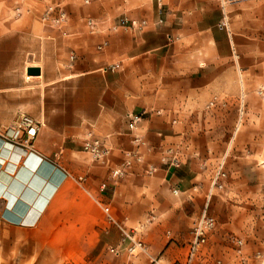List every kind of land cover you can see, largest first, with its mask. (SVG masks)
Wrapping results in <instances>:
<instances>
[{
    "label": "crops",
    "instance_id": "0c3cea01",
    "mask_svg": "<svg viewBox=\"0 0 264 264\" xmlns=\"http://www.w3.org/2000/svg\"><path fill=\"white\" fill-rule=\"evenodd\" d=\"M49 6L66 12L63 31L42 21ZM122 16L146 24L106 30ZM88 18L102 23L98 31ZM263 25L264 0H0V129L21 111L41 121L33 149L61 172L34 224L8 220L13 206L0 198L3 219L51 240L59 264L183 261L209 195L213 216L227 206L228 225L242 217L251 226L252 194L264 185V102L255 93L264 85ZM144 110L131 132L128 114ZM90 132L109 150L102 160L83 150ZM128 160L125 175L110 179ZM221 165L224 192L214 186ZM101 205L143 236L145 251L110 252L120 232Z\"/></svg>",
    "mask_w": 264,
    "mask_h": 264
},
{
    "label": "rangeland",
    "instance_id": "374dc122",
    "mask_svg": "<svg viewBox=\"0 0 264 264\" xmlns=\"http://www.w3.org/2000/svg\"><path fill=\"white\" fill-rule=\"evenodd\" d=\"M15 1L22 2L21 0ZM106 21L108 24L106 30L112 31L108 29V26L109 21L114 20L110 19ZM97 23L99 24L98 27L100 25L102 26V23ZM262 31V34H264V25ZM255 93L264 102V85H260ZM216 101H212L213 105L209 103L208 107H215ZM238 108L242 111L243 105L238 106ZM20 113L28 115L24 111ZM15 121L10 126L0 129V134L7 136L8 131L14 126ZM19 142L32 146L34 144V141L26 143V137L24 136ZM219 172L222 174L219 178L221 181H225L227 179V171L223 165L220 166ZM220 179L218 185L215 187L220 189V192H224L226 186L224 182H220ZM219 185L222 187H219ZM234 187L237 190H241V192L243 190V186ZM252 195L250 209H255L256 212L254 215L252 214V217L246 218V220L251 221L252 227L244 224L245 218L242 217H236L234 224L228 225V218L222 214V210L227 206L217 207L221 213L219 216L213 211L216 225L210 232L207 242L200 248L198 253L197 258L201 264H264L262 260L264 258V227L259 228L260 222L262 224L264 222V212L260 214L258 211L259 209L264 210V185L261 189L257 188ZM244 204L245 201H239L237 208L243 207ZM212 208V201L210 200V210H213ZM129 229L132 230L131 228ZM136 235L146 247L147 245L143 236L139 237V234ZM237 241H241L242 244H237ZM52 244L53 242L51 240L45 238L42 234H36L35 230H31L28 227L16 226L5 221L1 216L0 210V264H59L56 255L57 250L52 247ZM140 253L142 252L137 251L135 255H130L128 252H122V254L129 257L138 256ZM186 259L173 264H183L186 262Z\"/></svg>",
    "mask_w": 264,
    "mask_h": 264
},
{
    "label": "built area",
    "instance_id": "2783aa9c",
    "mask_svg": "<svg viewBox=\"0 0 264 264\" xmlns=\"http://www.w3.org/2000/svg\"><path fill=\"white\" fill-rule=\"evenodd\" d=\"M21 12H22L21 8H18L16 10V16L20 17ZM53 14L56 15L53 17L52 16ZM66 19H67L66 12L62 10L59 6L49 7L48 10L42 16V21L45 24H50L52 27H55L61 31H63V27ZM145 24H146L145 21H142L141 23H137L135 21H130L125 17H121L114 21H109L108 29L112 31H118L121 29L137 30L140 29ZM86 25L91 30V32L98 31L99 24L94 19L88 18L86 20ZM101 48L102 47L99 46V49ZM211 105H213V102H211ZM146 114L147 112L145 110L138 113L128 114L127 116L128 127L131 130V132L134 133L139 123L143 120ZM41 126H42L41 121L29 115L20 113L15 121L14 126L8 131L9 133L7 136L9 137L10 141H12L13 143L18 144L26 148L27 150L34 151L32 145L22 144L19 142V140L24 136L26 137V143H30L31 141H34ZM133 142L138 146L146 144L139 136H135ZM83 150L84 152L88 153L94 160H102L109 152L108 148L101 142V140L96 138L91 132L87 134V137L84 140ZM128 156L136 157L138 160L141 159L138 153H131L128 154ZM172 163L177 165V160L173 159ZM130 164L131 162L128 160L127 162H125L123 167L112 169L110 171V179L118 180L122 178L125 175V167L130 166ZM154 172H155V168L152 166L146 170V173L149 175L153 174ZM220 175L222 174H220L219 172L216 176V179L214 180V186L218 185V180ZM76 180L80 185H83L85 182V177L80 176L76 178ZM219 187L222 186L219 185ZM105 188H106V184H103L102 190H104ZM173 192L175 194L178 193L177 190H174ZM210 197L211 195L208 196L200 216L195 220L193 224L191 230L192 239L189 246L188 256L186 262L183 264H201V262H199L197 258L198 253L200 251V248L207 242L210 232L215 228L216 225V219L210 212V199H211ZM101 207L104 213L106 214L108 221L113 225H115L120 232V245L117 248L115 247L110 248V252L112 254L119 255L122 252H128L130 255H135L137 251L143 252L146 250L144 243L136 235L138 233L137 230L135 229L130 230L123 223L115 220L108 206L101 205ZM236 243L239 245L242 244L241 241H237ZM262 260L264 262V258Z\"/></svg>",
    "mask_w": 264,
    "mask_h": 264
},
{
    "label": "bare ground",
    "instance_id": "6f19581e",
    "mask_svg": "<svg viewBox=\"0 0 264 264\" xmlns=\"http://www.w3.org/2000/svg\"><path fill=\"white\" fill-rule=\"evenodd\" d=\"M56 174L61 172L35 151L0 134V198L8 201L9 207L13 206L5 213L8 220L23 225L34 224L47 202L48 191L56 184ZM45 183L48 186H44ZM27 208L31 211L23 216Z\"/></svg>",
    "mask_w": 264,
    "mask_h": 264
},
{
    "label": "water",
    "instance_id": "95a60500",
    "mask_svg": "<svg viewBox=\"0 0 264 264\" xmlns=\"http://www.w3.org/2000/svg\"><path fill=\"white\" fill-rule=\"evenodd\" d=\"M27 72H28V75H30V76L39 75V73H40L39 69H37V68H30V69H28Z\"/></svg>",
    "mask_w": 264,
    "mask_h": 264
}]
</instances>
